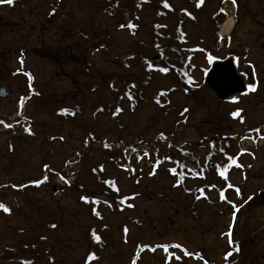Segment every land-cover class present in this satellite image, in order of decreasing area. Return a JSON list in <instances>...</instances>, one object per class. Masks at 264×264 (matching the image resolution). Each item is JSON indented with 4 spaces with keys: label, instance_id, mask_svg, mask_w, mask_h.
Segmentation results:
<instances>
[{
    "label": "rangeland",
    "instance_id": "rangeland-1",
    "mask_svg": "<svg viewBox=\"0 0 264 264\" xmlns=\"http://www.w3.org/2000/svg\"><path fill=\"white\" fill-rule=\"evenodd\" d=\"M260 1L264 3V0ZM81 3H85V0H22L21 6L23 5L25 7L23 16H26L27 23L21 28L17 38L14 32L4 34L6 38V52L9 51L11 47L15 49L18 48L16 52H12L9 56V60L3 65L0 72L2 75H7L5 79L9 78L10 80L14 77V69L18 71L19 68H23L30 71L34 74V86L38 89L41 88L40 91L44 90L47 97H50L52 104L55 103L54 101H57L55 97L59 96L61 98L62 95H66L67 92L73 93V89L75 88L74 81L66 75L61 74L58 68H56V57L50 52L47 53L49 48H55L57 46L62 48L67 45L66 43L62 45V43L57 41L61 34L57 32L56 29L50 33L51 36L49 38L45 37V39H43V35L37 32V30H40L39 28H36V30L31 28L34 27V22L40 18L44 20L45 17L49 19L50 16L54 19V22L61 19L64 15L66 17L79 16L82 18L85 16L86 11L80 8ZM225 3L226 0L220 5L224 7ZM251 5L255 8L253 4ZM225 6L232 12L230 3ZM52 9H55V12H52ZM211 9L217 10L216 6L211 7L210 10ZM3 12H6V17L11 19H16L18 15L22 14L18 8H12L8 3L0 6V13ZM95 13L97 17L100 18L101 10L99 6L95 8ZM235 15L238 17V23H240L238 29L240 33H242L246 27L243 21H246L247 17H253L254 14L243 13V11L238 9ZM256 15L264 19V13H258ZM98 18L96 22L94 21V34L101 33L100 31L102 29L112 26V30L114 29V40L121 46L120 51H122L123 48H131L133 42L130 33L125 28L119 27V21H110V23L101 24ZM254 25L255 24L249 25V27L254 28ZM23 30L28 33H24ZM240 42L241 41H234L231 45L233 48L231 47L230 49L242 54L246 49V45ZM26 45L31 47V51L24 53L22 48ZM119 45L112 47L114 54L120 52ZM77 48H75V50H77L78 53L82 52L80 46ZM247 48L250 49L251 46ZM224 49L226 48L224 47ZM223 52L224 51H221V53ZM256 52L258 53V49H252L251 55L252 57H256V62H259L260 59ZM102 53L106 54V52L102 50L91 51L90 49L89 58L98 67L103 69L111 67V69L114 68L117 70V65H111L108 60L103 57ZM21 56L23 58L22 60H20ZM47 58H51V60L48 61ZM262 62H264V60ZM66 70L70 69L66 68ZM196 75L202 77L201 72L196 73ZM14 81L15 82L11 84L12 89L10 95L5 98H0V200L10 203L13 207L20 206L21 209L25 208L24 210L30 213L31 217L22 218L20 219L21 222L29 221V219L34 216H44V213H47L48 217L52 218L53 211L44 212L40 207L41 205L50 208L55 207L58 212L61 213L63 225L61 223L60 226L62 227L59 230L53 229L48 232L52 237L61 235L57 247L60 248L61 246H65L67 249V260L56 264H86L85 257L90 245L88 227L90 222L89 214L82 203H79L80 197L70 188L71 183H68V179L59 175L54 176L49 183H42L39 188L30 189L26 187L27 189L24 191L27 193L26 195L21 193V191L16 188L15 184L21 183L23 180L34 179L41 176L44 172L43 163H45L49 153L51 155L50 161H56L57 167L64 169L66 168L64 164L65 159L67 157L75 158L77 152L81 150L85 153L84 158L80 157L76 159L74 162L70 163V166L68 164L70 171L69 176L72 180H77L78 178L86 180L85 169L87 163H92V165L96 166L97 163L105 162L106 170L101 175L111 173L116 176L121 194L130 192L135 194L134 198H130L133 207L128 206L126 209L122 210L119 209L118 203L114 199L110 196L102 195L104 200L111 203L106 209L108 217L105 219L109 226H111V231L115 236L116 242L110 241L112 238L110 237L105 248H101L98 251L100 253L99 257H96L87 264H131V256L136 250L135 244L137 239H142L143 242L149 241V248H146L147 252L144 251L142 253L144 262L141 264H165L163 263L162 255L164 254L162 250L163 247L157 246V244L162 245L164 242L171 243L175 241L183 243V245L190 250H199L209 259V264H212L211 260L217 262L213 264L223 262L222 255L226 247V239L222 231H224V224L229 219V216L220 218L218 220V226H215L214 222L211 220L213 212L229 209V203L218 198L220 190L218 192V190L211 191L207 189V186L211 184L209 179L199 180L198 178H187L184 181V185H177V182H174V175L171 174L172 171H169L166 167L168 164L172 165L173 160H165L162 169H158L162 166L161 163L157 165L158 168H153V162L147 153L143 155L141 159L137 158V153L134 150L135 148H132V142L139 138L138 134L141 131L143 132L145 142H143L142 146L140 143L138 148L149 150L151 148L149 146L145 147V145H150L153 142V138L158 131L165 125L168 127H173L175 125L177 137L172 138L174 143L170 149L178 153L179 147L176 144L190 141L194 144L191 146L185 145V148H187L188 151L190 150L189 158L192 160H195L194 157L196 159L198 158L200 162L209 161L207 153L212 149L219 150V148L210 145L207 141L203 143L198 142L201 133L206 131L205 128L198 124L205 121V116L208 113L206 108L208 104L215 114L217 111L223 112V116H220L216 120L218 123L209 129L212 136L220 130L224 133H235L242 130L240 126L241 123L238 122L237 118H235V121L231 120L228 122L225 117L233 107V104H228V107H226V102H218L215 97H209L207 92L204 102L202 103L201 100L200 102L197 101L199 103L197 104L196 102V107V105H193V98L191 97V100L189 93H185L182 89H179L176 93L171 94L170 109L164 112L162 109H157L150 103L155 94L152 90H148L149 93L146 95L145 100H142V105L137 107V112H131L128 106L129 102L125 101L122 105L124 109L119 112L117 117L113 118L111 114L99 117L98 120H100V124L97 125V132L95 133L97 139L93 142L92 146L87 147L82 137L83 128L81 124H68L67 127L64 125L66 129H62L60 133L61 136L64 135L63 140H60L58 137H53L56 134L54 126H45L48 132V134H46V132L42 130V126H44L45 121H49L51 125L53 116L47 109L43 108V105H39L41 102L38 101L37 104L34 102L36 96L28 97L27 91H24V83H20L18 79ZM115 86L122 87L121 80L115 81ZM260 90L264 91V77L260 84ZM120 99L121 96H119L118 91H110L111 104L116 107ZM253 100H257V97L251 99V101ZM185 102L195 107H193L194 110L190 118H188L189 123L179 126L177 123L179 118L177 112L180 106ZM244 106L247 109L246 104H244ZM247 112L250 115L246 120L247 125L262 121L264 119V102L252 105L248 104ZM32 113L35 114L39 121V126L36 127V136L30 141L21 140L19 138L20 135L17 136L14 129H22L24 117ZM93 114H95V110L89 105L85 115L91 119ZM136 114L137 116H135ZM98 115L100 114L98 113ZM107 122H110L112 125L106 124ZM231 124L234 125V127ZM99 127H101V130H99ZM16 137L17 139L14 141L15 151L13 153V151L8 150V146L9 142L13 141V138ZM49 137L53 138L50 139ZM104 138L106 142H111L112 140L128 141L130 146L124 147V153L131 158L130 161H127L125 164V161L122 159L124 165L118 164L117 166L112 163L111 156L115 153L122 154V147L117 143L113 144L112 147L107 150L105 148V141H103ZM19 139L23 141L24 144H21L22 142L20 143ZM248 139L249 137L247 136L245 141L241 142L243 151L239 158L240 166L235 165L234 169L229 174L235 185L240 184L241 187L244 188L246 196L249 193L257 191V189L264 190V172L260 173V170L264 171V139H261L259 144H255ZM146 140H149L148 144ZM154 140L160 139L155 138ZM237 140L238 136L231 138V142H233L234 145L237 143ZM232 149L233 151L236 150L234 147H232ZM8 154L14 155H12V157ZM85 157L87 158L85 159ZM130 164L135 165L136 171L131 168ZM87 183L90 187L99 189L96 185L97 182L89 181ZM196 185H199L200 188H205L208 192L209 201L205 200L204 197H197V195L200 196V191ZM163 186H169L170 188V193L167 198H161L160 196V193L164 190ZM263 190H261V192H264ZM31 192L33 195L32 200L29 198L25 199ZM225 194L228 196L229 202H237L239 197L237 189L225 190ZM260 198L262 201L264 195H260ZM213 200L215 201L213 202ZM258 201H260L259 198H255L251 201L252 203L248 205L249 212L253 213L252 205ZM184 202L186 203L184 204ZM181 208H187L191 213L187 214L185 211L184 215L179 212ZM261 212H263L262 218H264V209H259L256 217L252 216L253 224L256 225L255 221L259 219L257 217ZM11 216L12 215H0L1 252L14 242L18 244L21 243L23 239V233L15 232L14 229L16 227L14 228V225H16L17 222L14 221ZM148 221L149 225H146ZM124 223H129V235L127 237H123L126 236V233H122V226H124ZM252 223L250 222L246 225L247 230L245 234L247 236L250 235L249 231L254 228ZM262 223H264V221H262ZM21 227L22 224L19 228ZM235 227V234L237 236L238 233L242 232L243 220H238ZM14 235H16L17 238H15ZM6 244L7 246L3 248ZM153 245H155V247ZM121 247L124 251L117 252V249L121 250ZM166 249L169 252L178 250V248H175L172 244L168 245ZM176 253L179 258L178 262L171 260L166 264H185L186 258H188L186 257V253H182L181 251H177ZM45 262L46 263L43 264H49L47 261ZM186 264H188V262H186ZM189 264H202V262L190 259Z\"/></svg>",
    "mask_w": 264,
    "mask_h": 264
},
{
    "label": "trees",
    "instance_id": "trees-1",
    "mask_svg": "<svg viewBox=\"0 0 264 264\" xmlns=\"http://www.w3.org/2000/svg\"><path fill=\"white\" fill-rule=\"evenodd\" d=\"M176 1L85 0V3H81L80 6L81 9H84L83 11H86L84 17H66L65 15L61 17L57 29V32L59 31L61 35L57 41L60 43L69 41L71 43L75 40L76 42L69 43V49L64 50L58 47L54 51L55 53H64L63 56L58 58L57 68L74 81L75 88L73 93L67 92L61 98L59 96L55 97L57 101H54L53 104L47 98V94L40 90L37 92V99L34 100L36 104L38 101L41 102L39 105H43V108L49 110L53 116L51 125L49 121L44 123L55 127L56 134L53 136L54 138L58 137L63 140L64 135L61 136L60 133L62 129H66L68 124H81L84 144L87 147L92 146L97 139L95 133L97 132V125L100 124L99 117L107 114H111L113 118L117 117L119 112L124 109L122 105L125 101L129 102L128 106L131 112H137V107L142 105V100H145L146 95L149 93L148 90H152L155 94L150 103L164 112L170 109L171 94L176 93L179 89L189 93V96L194 100L192 103L202 99L208 92V87L204 79L198 77L196 73L206 71L207 66L212 61L208 59L209 54L216 58L219 47V39H216V34L226 15L223 12L220 14L216 11L210 13L213 11V9L210 10L213 7L211 2L214 5V2L217 3L216 0H209V3L202 2V0H179L178 6L175 5ZM97 6L101 10L100 18L95 13ZM207 13L211 14L210 18L204 17ZM97 18L101 24L119 21V25H127V22L131 21L132 24L136 25L135 28L123 27L130 33L133 42L131 48H123L120 51L121 46L114 40L112 26L102 29L101 33L94 34V21L96 22ZM74 45H82V52L78 53V48L76 47L77 50H75ZM116 45H119L120 52L114 54L112 47ZM90 49L91 51L102 50L106 52V54L102 53L103 57L111 65H117L118 69L98 67L89 58ZM157 53L159 58H155ZM58 55L60 54H55L54 57ZM149 64L152 65L151 68L148 67ZM66 68L70 70H66ZM164 68L168 70L166 72L162 71L161 69ZM189 78H191V82ZM118 80H121L122 87L115 86V81ZM113 90L118 91L119 96H121L116 107L110 102V91ZM48 102L49 106L47 105ZM188 102L180 106L177 112L178 117L185 109L192 108ZM89 105L95 110V114L92 115L91 119L85 115ZM62 109L67 111H62ZM106 124L112 125L110 122ZM36 125H39V121L35 114L25 116L24 132L22 133L20 130L16 133L17 136L20 135L21 140H33L36 136ZM46 130L47 128L44 129V132L48 134ZM99 130H101V127H99ZM174 132L175 125L173 127L165 125L154 136L150 145L151 149L142 151V153H147L153 159V168H156L160 163L163 164L162 161L166 158L174 159V161L179 160V163L187 161L186 157L189 152L180 150L179 154H176L170 149L168 145L170 143H166L167 135H174ZM161 133H163V136H161ZM138 135L139 138H137L136 144L145 140L143 132L140 131ZM53 137L49 138L52 139ZM155 138L160 140H154ZM103 141H105L107 150L117 143L122 147V154L115 153L111 156L112 163L116 166L118 164L124 165L123 160L125 164L130 161V157L124 153V147L127 146L128 141L112 140L113 142H106L105 139ZM146 141L149 142V140ZM13 143L14 141L10 142V149L13 148ZM84 156L85 153L81 150L77 152L75 158L67 157L64 161L66 165L64 171L57 167L56 161L52 162L47 159L44 165L48 167H44L41 176L31 179L29 184L28 181L23 182L18 187L21 193L26 195L27 193L24 192L27 189L26 187L30 189L39 188L42 183H49L57 173H61L68 179V183H71L70 188L80 197L79 203H82L89 214L90 245L87 251V260L90 261L99 256L98 251L105 248L110 237H112L110 241H115L111 226L105 219L108 217L106 209L111 203L104 200L101 195L110 196L118 203L119 209L122 210L132 206L130 197L133 193L121 194L116 176L111 173L101 175L106 170L105 162L97 163L96 166L87 163L85 169L86 180L70 179L68 164L80 157L84 158ZM140 157H142L141 154L137 156V158ZM177 167L178 164L174 163L170 170L177 169ZM190 170L196 172L197 170L200 171V168L190 167ZM36 180L41 182L39 184L33 183ZM89 181L97 182L96 185L99 189L90 187L87 183ZM163 189L160 196L161 198H167L170 188L169 186H163ZM28 195L25 199L32 200V192ZM82 196H87L88 200L81 199ZM0 203H3L9 209L6 212L3 208H0V215L9 216L14 214L16 217L11 218H14V221L17 222L14 225L15 229L23 233V239L19 245L14 242L2 250L0 262L3 264H43L47 261L50 264H56L59 260L64 261L67 258L65 246L57 247L61 235L52 237L48 234L50 230H59L62 227L60 226L63 221L62 215L55 207L40 206L44 212L53 211L52 218L44 213V216H34L29 221L21 222L20 219L31 217L30 213L24 210V207H22L24 209L18 206L13 207L5 201H0ZM21 224L22 227L19 228ZM97 236L99 237L98 240L96 239Z\"/></svg>",
    "mask_w": 264,
    "mask_h": 264
},
{
    "label": "flooded vegetation",
    "instance_id": "flooded-vegetation-1",
    "mask_svg": "<svg viewBox=\"0 0 264 264\" xmlns=\"http://www.w3.org/2000/svg\"><path fill=\"white\" fill-rule=\"evenodd\" d=\"M241 9L244 11V13L248 12L249 14H254L253 17L248 18L246 21H243L246 25L244 28V31L242 33V38L240 39V43H243V45H246L245 51L242 53V58L238 59V67L239 70L245 75V77L250 81V79L254 78L253 76V67L257 68L258 72V78L263 79L264 77V19L258 17L256 14L258 13H264V3H262L259 0H239ZM250 2V3H249ZM254 5L255 8L252 7ZM261 6V7H260ZM262 8V10H261ZM26 21V20H24ZM258 24L260 28H250L249 25L252 24ZM23 25V20H20L18 17L15 20H12L10 18H7L0 14V71L3 68V65L6 64V62L9 60V56L12 54L13 49H9L8 52H6L5 44H6V38L4 37L5 33H13L18 32ZM34 29V27L32 28ZM251 46L250 49L247 47ZM252 49H258L259 56V62H256V57H252L251 51ZM254 58V59H253ZM17 76H14L13 79H17ZM13 79L6 80L4 77L0 75V88L2 86L7 87L9 89V95L11 93L12 89V83L15 82ZM248 96L246 97L247 100H250L254 98L255 96L258 97V102H264V97H260L259 95L262 94L260 91H248ZM8 95V96H9ZM243 100H245V97H243ZM210 110V109H209ZM217 117V118H216ZM220 117V112L218 113H208L207 120L209 121L208 125L211 123H215L216 120ZM244 121L246 120L247 114L242 116ZM256 118V117H255ZM263 124V122H258L255 125ZM216 125V124H215ZM213 125V126H215ZM248 126H244L246 128ZM256 136H264V126H261L260 129L256 130L255 132ZM262 139V138H260ZM254 143V141H252ZM264 159V158H263ZM264 172L263 170H260V173ZM260 195H264V192L257 191L254 192V199L259 198L260 201L254 203L252 205L253 207V213L248 211L249 204L252 202H243L240 204L242 207L241 210L243 211V214L248 217H256L257 211L259 209H264V198L261 201ZM245 198V197H243ZM253 199V200H254ZM255 211V212H254ZM262 213H259V216L256 219V225H254V228L249 231L250 235H246L245 231L247 230L246 226H243L242 232L237 234V238L239 240V252H238V258L239 262L238 264H264V218H262ZM253 233V235H252Z\"/></svg>",
    "mask_w": 264,
    "mask_h": 264
},
{
    "label": "water",
    "instance_id": "water-1",
    "mask_svg": "<svg viewBox=\"0 0 264 264\" xmlns=\"http://www.w3.org/2000/svg\"><path fill=\"white\" fill-rule=\"evenodd\" d=\"M206 81L218 92L221 98H225L233 91L241 90L244 87V82L237 74L234 63L231 60L215 63L206 76ZM0 95L5 94L0 93Z\"/></svg>",
    "mask_w": 264,
    "mask_h": 264
},
{
    "label": "snow or ice",
    "instance_id": "snow-or-ice-1",
    "mask_svg": "<svg viewBox=\"0 0 264 264\" xmlns=\"http://www.w3.org/2000/svg\"><path fill=\"white\" fill-rule=\"evenodd\" d=\"M0 3H8V4H12V3H13V0H0ZM233 3H235V0H233ZM222 11H223V10H222ZM52 12H55V9H52ZM50 14H51V13H50ZM125 26L131 27V28H135V27H136V25L132 24L131 21H128V22H127V25H126V24H120V25H119V27H121V28H123V27H125ZM21 59H22V58H21ZM208 59H209V60H214L215 57H213V56H211V55L209 54ZM148 67L151 68L152 65L149 64ZM161 70L166 72L168 69H167V68H164V69H161ZM189 79H190V82H191V78H189ZM248 87H249V89H255L256 85H255V84H249ZM232 99L235 100L236 97H232ZM62 111H67V110H66V109H62ZM185 111H187V109H185ZM236 114H237L236 112L232 113V115H234V116H235ZM241 119H243V117H241ZM161 136H163V133H161ZM232 163L235 164L236 161L233 160ZM44 167L47 168L48 166H47V165H44ZM172 171L175 172V169H172ZM223 174H224V173L222 172L221 175H223ZM45 179H47V177H45ZM40 182H41V181H39V180L33 181V183H36V184H39ZM177 183H180V181L178 180ZM237 193L239 194V189H237ZM81 199H83V200H88V197H87V196H82ZM249 199H251V197H249ZM0 208H3L4 211H6V212L9 211V209H8L3 203H0ZM233 216H235V213H233ZM229 235H230V232H229ZM96 239L98 240L99 237L97 236ZM230 243H232L231 240H230ZM236 250L238 251L239 249L237 248ZM230 254H231V253H228V255H230Z\"/></svg>",
    "mask_w": 264,
    "mask_h": 264
},
{
    "label": "bare ground",
    "instance_id": "bare-ground-1",
    "mask_svg": "<svg viewBox=\"0 0 264 264\" xmlns=\"http://www.w3.org/2000/svg\"><path fill=\"white\" fill-rule=\"evenodd\" d=\"M232 21L231 19L229 18L226 23H225V27L227 26L228 28H230L229 26L231 25Z\"/></svg>",
    "mask_w": 264,
    "mask_h": 264
}]
</instances>
